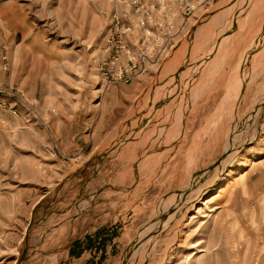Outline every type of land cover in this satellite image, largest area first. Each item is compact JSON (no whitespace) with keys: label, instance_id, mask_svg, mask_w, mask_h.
<instances>
[{"label":"rangeland","instance_id":"374dc122","mask_svg":"<svg viewBox=\"0 0 264 264\" xmlns=\"http://www.w3.org/2000/svg\"><path fill=\"white\" fill-rule=\"evenodd\" d=\"M200 2L85 145L122 6L0 0V264H264V0Z\"/></svg>","mask_w":264,"mask_h":264},{"label":"built area","instance_id":"2783aa9c","mask_svg":"<svg viewBox=\"0 0 264 264\" xmlns=\"http://www.w3.org/2000/svg\"><path fill=\"white\" fill-rule=\"evenodd\" d=\"M117 1L123 12L110 14V32L96 62L100 95L160 65L201 6L200 0Z\"/></svg>","mask_w":264,"mask_h":264},{"label":"crops","instance_id":"0c3cea01","mask_svg":"<svg viewBox=\"0 0 264 264\" xmlns=\"http://www.w3.org/2000/svg\"><path fill=\"white\" fill-rule=\"evenodd\" d=\"M117 88H121V89H119L117 91ZM122 90H123L122 87H114L110 92H108L106 94V96L104 97V99L102 101L101 106H103V108L105 110L104 115L108 114V116H106V117H109V115H111L110 120L106 119V121H100L99 123H97L95 125L94 132L91 135L84 136L87 138V140L85 138H83L84 140H86L84 142L85 145L86 144L91 145L92 140H95L96 142L102 141L104 135L108 131L111 130V128L109 127L110 124H108V123L115 121L114 118L116 119L117 116H119V114L116 117L114 116V113L112 114L113 104L110 100L112 97L117 96ZM112 92L115 94H112ZM97 106H99V105H97ZM53 128L56 129V131H57L56 134L61 137V140L63 143H65L67 145L73 144L74 146H76L77 151L80 150L81 146L80 147L77 146L78 144H76L75 141H77L76 139L78 137L80 138L81 135L83 134V132L85 131V129H83L84 127L83 128L80 127L76 130L74 127V123H72V122H63V121L55 120L53 122ZM79 141H82V137L80 138ZM81 144L83 145V143H81ZM86 247L87 246H85L81 241L76 243V245H74L73 250L70 251V257L72 259H74V258L80 259L82 257V255H84L83 253L85 251L89 250ZM80 248H83V249H80ZM89 248H91V247H89ZM82 250H83V252H82Z\"/></svg>","mask_w":264,"mask_h":264},{"label":"bare ground","instance_id":"6f19581e","mask_svg":"<svg viewBox=\"0 0 264 264\" xmlns=\"http://www.w3.org/2000/svg\"><path fill=\"white\" fill-rule=\"evenodd\" d=\"M232 5H233V4H232ZM225 9H226V8H225ZM227 11H228V10H227ZM153 93H154V92H153ZM182 98H183V97H182ZM155 101H157V100H155ZM184 102H185V100H184ZM185 103H186V102H185ZM185 103H184V104H185ZM224 104H225V102H224ZM182 107H183V105H182ZM179 109H180V108H179ZM183 113H184V112H183ZM230 114H231V113H230ZM155 115H157V114L155 113ZM155 115H154V116H155ZM180 118H181V117H180ZM175 119H176V118H175ZM169 123H170V122H169ZM170 127H171V126H170ZM160 134H161V133H160ZM152 135H153V134H152ZM163 137H164V136H163ZM165 139H166V138H163V142L165 141ZM152 141H153V140H152ZM166 141H167V140H166ZM163 142H162V144H163ZM160 146H161V145H160ZM163 146H164V145H163ZM161 151H162V150H161ZM143 155H144V154H143ZM155 156H156V155H155ZM149 157H150V156H149ZM153 158H154V157H153ZM155 158H156V157H155ZM149 159H150V158H149ZM148 162H149V161H148ZM150 165H151V164H150ZM133 176H134V175H133ZM222 180H223V179H221V181H222ZM221 181H220V182H221ZM218 184H219V183H218ZM201 193H202V192H201ZM188 205H189V204H188ZM187 207H188V206H187ZM187 207H186V208H187ZM184 212H185V211H184ZM184 212H183V209H182V211H181V215H182ZM185 215H186V214H185ZM60 244H61V243H60ZM64 245H65V244H64ZM63 247H64V246H63ZM56 248H57V247H56ZM59 249H60V248H59ZM62 250H63V249L61 248V249L59 250V252L62 251ZM57 254H58V253H57ZM54 256H55V254H53L51 257L53 258Z\"/></svg>","mask_w":264,"mask_h":264}]
</instances>
